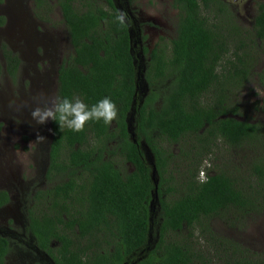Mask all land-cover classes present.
I'll list each match as a JSON object with an SVG mask.
<instances>
[{"label":"trees","instance_id":"obj_1","mask_svg":"<svg viewBox=\"0 0 264 264\" xmlns=\"http://www.w3.org/2000/svg\"><path fill=\"white\" fill-rule=\"evenodd\" d=\"M41 1L49 12L59 8L75 49L59 69V95L79 97L89 107L110 97L118 116L111 125L89 121L82 132L60 131L52 121L49 178L54 168L66 179L48 189L55 211L30 210L29 230L39 245L56 264H264V254L244 256L250 249L243 243L212 235L210 222L218 217L238 228L264 212V104L255 102L263 117L252 122L231 100L233 85L249 81L260 60L264 0L250 33L225 0H173L175 37L145 48L139 65L130 27L116 19L112 0ZM6 57L15 76L19 60L13 64L9 51ZM142 79L149 90L143 102L137 96L135 143L127 120ZM142 144L157 168L152 207L155 184ZM220 147L227 158L246 154L245 161L237 173L206 168L201 183L203 162ZM106 152L122 155L133 169L124 171ZM73 199L81 205L74 207ZM195 233L203 242L193 239ZM53 238L61 243L56 253ZM10 250L0 235V264H7Z\"/></svg>","mask_w":264,"mask_h":264},{"label":"rangeland","instance_id":"obj_2","mask_svg":"<svg viewBox=\"0 0 264 264\" xmlns=\"http://www.w3.org/2000/svg\"><path fill=\"white\" fill-rule=\"evenodd\" d=\"M225 1L236 16L237 23L246 32H252L257 5L263 0ZM131 2L130 7L141 24L145 36L144 47L152 49L161 37L165 38V42L175 37L178 10L174 7L172 0H133ZM33 7L32 3L23 0H0V20L1 17H4L3 23H0V51L3 50L7 53L16 50L17 54H20L18 50L23 49L26 43L47 41V39H51L49 35H55L56 44L62 50L63 55L72 54L68 28L60 15L59 8L56 7L50 14L38 16L36 19L30 11V8ZM259 59L249 81H246L242 86L237 83L231 89L233 104L244 106L250 112L251 118L254 119L263 117V113L256 112L253 106L257 101L262 102L260 105L264 104V84L261 85L259 80H255L256 77H260L258 74L264 71V47L261 48ZM1 64L3 61L0 53V66H2ZM23 66L24 68L15 78L9 77L4 70H2L3 73L0 72L2 74L0 75V110L5 114L3 118H0V184L9 190L11 197L10 204L0 209V228L10 227L15 232L9 236L13 246L7 256V264H32V258L27 256L24 251H20L17 243L21 240L25 220L23 191H26L28 187H34L38 183L37 178L39 179L37 158L34 155L38 132H31L30 144L19 143V140L24 139L14 137L12 134L9 137L10 131L18 129L20 118L30 112L29 107L20 111L15 108L12 109V112L8 111L11 108L10 102L15 100L19 104L26 98L29 99L28 95L39 88V85H36V80H30L29 76L25 74V63ZM52 81L54 82V80ZM40 83V87H42L43 81ZM54 94L55 89L53 88L51 95ZM7 111L8 113H6ZM39 133L46 137V141L43 142L50 140L49 122L42 125V130ZM5 137H8L9 140L7 141ZM224 150V147H220L210 155L203 162L199 173L201 174L205 169L203 173L206 176V168H210V172L215 169L226 171L232 169L237 173L236 167L242 165L245 161L242 156L246 157V154L240 156V154L237 155L238 151H235L230 153L227 158ZM113 157L120 161L124 171L132 169V166L125 165V162L122 161V155L115 154ZM210 222L213 230L212 235L219 234L233 238L247 246L250 250L244 256L264 254V212L253 214L244 225L238 228L230 227L227 221L218 217L213 218ZM182 234L189 236L190 231L184 230ZM193 239L203 242L199 233H195Z\"/></svg>","mask_w":264,"mask_h":264},{"label":"flooded vegetation","instance_id":"obj_3","mask_svg":"<svg viewBox=\"0 0 264 264\" xmlns=\"http://www.w3.org/2000/svg\"><path fill=\"white\" fill-rule=\"evenodd\" d=\"M23 1L28 2V3L30 2L34 5L33 8H30V11L32 12V15L35 16L36 19H38L37 18L38 16L42 17V15H48L51 13L44 8L41 0H23ZM112 1L114 2V5L119 10V12L126 13L125 21L128 23L130 27V35H131L132 42H133L131 46L132 47L131 52L135 56L136 65H139L138 63H142L146 59L145 54H144V50L146 48L144 47L145 36L142 31L141 24L136 19L134 15V11L130 7L132 3L131 1L133 0H112ZM102 2L106 4L107 0H102ZM60 15L63 19L62 13H60ZM3 18L4 17H2L1 19ZM49 36H51V39H47V41L40 40L37 43H26V45H24L25 47L23 46L24 47L23 49L20 48V50H18L20 54H17L16 50L9 51L11 53V56L13 57V64L16 62V60H19V62L17 63L18 68H17L15 76H18L21 69L24 68L23 65L25 63V74L29 76L30 80H36V85H39V88H37V90H33L28 95L29 99L31 95L39 93L41 91L46 92L47 94L51 95L53 88L55 89V94L59 95V86H60L59 69L64 63V61L69 58L70 54L63 55L62 50L58 48L56 44L55 35H49ZM69 37H70V34H69ZM69 42H71V51L74 52L75 49H74V45L72 44L71 37H70ZM0 53H1L2 61H3V64H1L2 66H0V72L4 70V72L9 77L15 78V76L11 75L10 72L7 70L10 63L7 60L6 52L2 50L0 51ZM138 59L140 60V62L138 61ZM53 73H54V76H52ZM0 75L2 74L0 73ZM263 79L264 78H261V77L255 78V80H263ZM52 80H54V82ZM42 81H43V86L40 87L41 86L40 82ZM259 83L261 85L263 84L262 82H259ZM136 90L137 91H136L135 98H134L136 100L133 101V105L135 107L138 103L137 96L138 97L141 96L142 97L141 102H143V97H144L143 94L145 92L147 93V91L149 90V85L143 79L137 80ZM26 100L28 99L26 98ZM31 106L34 107L35 104H32ZM13 108L15 107H11L8 111L12 112ZM8 111L6 113H8ZM4 115L5 114L3 113V111L0 110V118H3ZM252 122H256V119H253ZM49 128H50V140L48 142L38 141L37 139H36V143L34 142L35 144H37V146L35 147L36 150H35L34 155L37 158V164H38V175H39V179L37 178L38 183L35 184L34 187L32 188L28 187L26 191H23L24 194L22 195V198L24 200L23 210L25 212V220H24V224L22 228L21 240L19 241V243H17V246L20 249V251L21 250L24 251L25 253H27V256H30L32 258V264H56L53 257L49 254V250L46 248H42L39 245V242L36 236L29 230L30 210L35 209V207H38L42 211H48V210L55 211L50 208L53 205L54 200H53V197L50 198L48 194V189L52 187L53 185L57 184L58 182H60V180L62 181L66 179L64 175L65 173L64 171H58L57 169H54V168H53L54 172L51 174L52 178H49V169H50V164H51V161H50L51 145H52V139H53L52 121H49ZM41 130H42V125H36L35 122L32 120L30 112H29L26 114L25 117L20 118V124L18 126V129L14 131H10L9 137H11V134H12L14 137H18L19 139L21 138L24 139V140H19V143L30 144L31 138H32L31 132L32 131L41 132ZM5 138L7 141L9 140L8 137H5ZM131 138L133 139V141L135 139L137 140L136 135L135 137L131 136ZM109 143L112 146V145H115L117 142L114 140ZM16 144L14 145L16 146ZM141 146L144 149V144H142ZM105 154H106L105 158L109 157L115 160V158L113 157L114 155L111 156L110 153L108 152H106ZM116 161L121 167H123L119 160H116ZM127 164L132 166L130 163L125 162V165ZM132 169H133V166H132ZM39 192L41 196L40 198H37V194ZM3 195H6L8 197L7 201H3V202L1 201V198L3 197ZM60 197L61 196H59L58 199ZM77 197H82V193L81 195H78ZM10 202H11V197H10L9 190L5 189L4 186L0 184V203H1L0 209L9 205ZM152 204H151V207H152ZM72 205L74 207H79L81 205V201H78L77 199H73ZM60 226L62 227V224ZM14 233L15 232L12 231L10 227L0 228V235L7 238V240L9 241L10 247L13 246V244H11L9 236L10 234H14ZM50 246L52 247L53 251L56 253L57 249L61 246V243L59 240L53 238L50 242ZM7 256H6V260H7ZM132 264H135V263L133 262Z\"/></svg>","mask_w":264,"mask_h":264},{"label":"clouds","instance_id":"obj_4","mask_svg":"<svg viewBox=\"0 0 264 264\" xmlns=\"http://www.w3.org/2000/svg\"><path fill=\"white\" fill-rule=\"evenodd\" d=\"M125 17L126 13L120 12L116 19L123 25ZM32 104L35 106L32 107ZM10 107H15L17 111L29 107L31 118L36 125H46L49 121H53L58 124L60 131L67 128L73 132H82L86 123L92 120H102L106 125H111L118 116V108L110 97H104L89 107L79 97L69 99L56 94L49 95L43 91L31 95L30 99L19 104L13 100L10 102ZM36 139L44 141L46 137L38 132ZM204 170L198 176L201 183L206 182Z\"/></svg>","mask_w":264,"mask_h":264},{"label":"water","instance_id":"obj_5","mask_svg":"<svg viewBox=\"0 0 264 264\" xmlns=\"http://www.w3.org/2000/svg\"><path fill=\"white\" fill-rule=\"evenodd\" d=\"M138 76L141 77L140 72H138ZM135 112H136V109H135V106L133 105L132 108H131V111L129 113L128 120H127L128 121V131H129V133H130V135L132 137H135L134 130L132 129ZM134 141L137 142L136 139ZM144 149H145V152H146L147 159L151 163V166H152L151 177H152V180L154 181V184H155L153 199L151 200V204H152L154 202V199L158 198V180H157V177H156L157 176V168H156V165L154 164L153 158L150 155V152L148 151V149H146L145 145H144Z\"/></svg>","mask_w":264,"mask_h":264}]
</instances>
